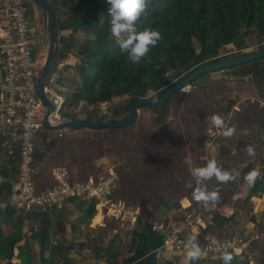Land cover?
<instances>
[{"label":"trees","instance_id":"1","mask_svg":"<svg viewBox=\"0 0 264 264\" xmlns=\"http://www.w3.org/2000/svg\"><path fill=\"white\" fill-rule=\"evenodd\" d=\"M47 1L54 10L57 36L52 68L66 60L71 50L75 51L74 63L72 66H67V69L73 68V72L69 71L62 79L64 87H67L66 79L72 82V87H67L71 91L68 102L69 112L64 113L63 118L79 119L74 110L84 104L85 107L91 108L85 118L92 121L94 118L91 114L97 112L101 104H110L113 99L125 98L127 103L132 99L146 98L150 93L155 95L191 69L217 60L221 48L237 42L241 33L252 31L260 40L259 48L264 47V0H149L145 13L137 21V27L140 30L151 27L158 30L163 38L139 64L129 62L111 36V17L108 15L109 5L106 0ZM27 6L32 8L31 2ZM79 23L85 24L86 36L82 43L73 49L68 38L73 36L72 24ZM149 60L151 63L148 62ZM157 64H160L159 70L155 68ZM231 70H236L232 75L238 78L253 77L254 81L260 84L259 89L262 85L264 90V59L228 69L229 72ZM165 72H170L171 75L165 78ZM195 81L191 84L192 86L195 85ZM173 96L161 104L148 108L156 110V124L160 125L164 122V117L169 111L168 103ZM123 106L120 107V114H124ZM117 115L118 112L114 113L112 118L116 119ZM136 115L137 113L135 119ZM97 120H105V114ZM241 120L253 124V119L249 116L241 117ZM259 128L264 132V120L259 124ZM118 129L115 127L83 128L76 132L86 130L95 133H111ZM49 132L43 130L41 144L43 148L35 149V163L45 157L46 150L56 151L55 153L58 154L62 149L59 139L56 137L48 139ZM180 138L174 133L159 129L157 134L147 141L139 140L135 144L122 146L120 154L124 155L131 164H135L131 167L127 166V174L119 183L118 194L122 201L134 203L137 197L143 196V189L158 175L164 174L175 178L174 175L184 170L183 156L179 154L182 144ZM92 147H96V144L90 145L89 141H83L82 154L87 155ZM14 165L16 167V164ZM254 166L262 167V171L260 177L251 185L247 199L264 195V159L256 161ZM254 166L250 164L242 172L246 174ZM185 179L188 180L187 177ZM148 190L153 194L151 200L154 201L155 196L157 202L160 198L158 192L152 188ZM188 194L181 195L180 199L189 197ZM144 196L148 197L145 194ZM75 199L70 198L68 202H73ZM80 201L82 202L76 206L81 213L80 220L89 225L90 220L96 215V200ZM0 204L3 205V208H0V262L2 264H33L35 256L33 244L37 245L40 264H69L68 254L73 249L72 244L67 243L64 246L62 241L59 245H54L55 241L50 242L51 238L60 236L64 231L60 222H53L54 214L59 215L58 213L63 214L66 211L64 206L61 209L54 207L45 211L23 214L14 209L9 202L0 201ZM172 206L173 202L167 197L161 198L158 206L154 205L155 212L159 215ZM160 212L163 213L160 214ZM27 220L37 225L35 227L32 225L28 231L24 232L23 225ZM214 220L218 227L228 221L226 217L219 214L214 215ZM3 226H11V230L4 233ZM131 243L135 245V238H131ZM85 246L80 243L81 249L88 248ZM61 247L63 250L58 252ZM92 251L97 255H103L107 264H114L112 258L116 256H111L112 245L93 248ZM129 251L131 254L133 247H130ZM61 252L63 258L60 262L57 256ZM221 256L188 262L189 264H223ZM233 256L231 264H248L249 262L245 254H233ZM133 262L134 260L128 256L123 258L120 264Z\"/></svg>","mask_w":264,"mask_h":264},{"label":"rangeland","instance_id":"2","mask_svg":"<svg viewBox=\"0 0 264 264\" xmlns=\"http://www.w3.org/2000/svg\"><path fill=\"white\" fill-rule=\"evenodd\" d=\"M33 8V5L32 8L27 6V20L29 23H32L33 27L38 28V31L43 36L42 42L36 48L39 55L37 56L39 66H41L47 48L45 22L42 14L38 19L31 17L30 10ZM72 28H74L73 36L68 38V42L75 49L82 43L83 38L86 36L85 24H72ZM239 38L237 42L221 48L219 58L259 49L261 44L260 40L255 37L252 31L244 34L241 33ZM71 51L67 55L66 60L59 66L52 68L51 73L53 75H58L63 79L69 71L73 72V68L67 69L68 65L72 66L75 59V51ZM234 71L236 70H231L230 72L224 70L203 75L195 81L194 86L191 85L189 91H181L175 94L168 103V114L164 117V122L160 125L155 123L156 110L141 108L137 110L136 119L131 125L111 133H95L85 130L81 132L69 131L68 133L72 135H63L61 138L58 135H51L49 137L50 139L56 137L60 140L59 145L62 149L58 154L55 153L56 151H53V154L49 155V164L45 162L41 167L39 166V172L43 177L42 181L44 184L40 186L42 188L52 186L51 170H49L53 168L51 166H66L70 169L73 180L83 181L89 176H96L102 172V168L106 169L107 164H113L117 165L116 170L119 174L120 183L121 179L127 174V166L131 167L135 165L131 164L124 155L120 154L122 152L120 151L123 148L122 146L135 144L139 140L147 141L151 137H154L159 129H163L167 133H174L176 136L181 137L182 144L179 149V154L183 156L182 162L185 164V167L183 166L184 170L180 174L174 175L175 178L165 176L164 174H161L162 176L158 175L152 180L150 185L148 184L143 189V196H136L137 200L134 203L130 201L127 204L139 207L144 213L152 214L156 211L154 205L158 206L161 198L167 197L174 202L173 205H176L181 195L189 193L188 198L192 203V207L188 209V212H192L193 210L197 212L198 202L194 200L192 192L196 187L202 188L204 182L197 184L195 179L190 175V168L206 165L201 158L207 140L210 139L212 146L206 150L208 151L207 160H217L222 168L226 167L227 171L236 177L234 181L229 182L230 187L228 189H230V192H220L221 200L227 201L229 193L232 192H237L240 198L233 203L232 221L230 225H226L228 227L224 229H218L229 231L223 234L220 232L221 234L219 233L212 239L235 237L246 240L252 238V241L246 248L247 253L242 254L250 255L249 257L253 256L256 261H264V215L259 214L260 208H264V202L255 201L257 203L255 213L254 204H250L249 199H247L249 187L252 184L244 180V176L247 173L244 174L242 172L250 164L254 166L256 161L264 159V132L259 128V124L264 120V90L262 89V85L259 89L260 84L255 82L253 77L238 78L232 75ZM66 85L67 87H72V82L66 79ZM67 87L65 88L69 90ZM153 95L150 93L147 97H152ZM63 98L64 104L62 105L61 116L67 113L64 111V108L66 111H69V94H63ZM125 100V98H116L110 104H107L106 112L104 113L105 119H108V117L112 118V115L116 112H118L116 119L121 118L123 114H120V107L124 105ZM90 109L85 107L84 104H81L75 110L76 112H80L78 118H81L82 115L86 117ZM215 114L224 118L227 127L235 126L236 132L231 138H225L222 129L209 124L208 118ZM91 115L94 120H97L102 113L98 109L97 112ZM244 116L251 117L253 124L243 122L241 117L243 118ZM42 134L41 132L37 138L39 144H42L43 141ZM83 141H89L90 145L96 144V147L88 150L87 155L82 154L81 144ZM249 145L254 147L256 152L255 156L247 155L246 149ZM35 168L37 169L36 163ZM253 169L259 170L260 173L262 171V167L259 166H254ZM186 177L188 180L185 179ZM146 183H149V181H146ZM189 183H192V189L186 186ZM148 188H152L158 192L160 198L157 202L155 201V196V203L151 200L153 194L150 193ZM190 189L192 190L191 193ZM144 194L148 195V197L144 196ZM115 197L121 199L118 190L115 193ZM258 198H262V195H259ZM81 202L80 199H75L73 201L75 208H73L67 206L68 201H66L64 205L66 211L63 214L58 213L59 215H57L56 213L53 216V222H60L64 231L60 236L51 238L50 242L55 241L54 245H59L62 241V245L64 246L67 243L72 244L73 249L68 254L69 264H107L103 255H97L92 251L93 248H104L107 245H112L111 256H116L112 258L114 264H120L123 258L131 256L129 254L131 247V229H127L126 226L109 221L108 219L101 221L100 218L95 223V221H92L94 217L90 220V226L81 222V213L76 207ZM12 206L14 207L13 204ZM165 207L166 203L164 204ZM201 208L203 213L207 209L202 203ZM14 209L16 208L14 207ZM23 214L30 213L23 212ZM160 214L162 213L160 212ZM92 223L95 225L91 226ZM32 225L35 227L37 224H34L32 221H25L23 231H28ZM10 227L3 226V232L7 233L11 230ZM238 230L246 231L240 232ZM247 232L248 234L245 236ZM80 243L85 244V247L88 246V248L81 249ZM33 247L35 250L33 264H40L37 255V245L33 244ZM62 250L63 247L58 252ZM164 256L158 258V264H166V262H170V264L184 263L182 258L173 257L174 255L172 253L164 254ZM62 258L63 253L61 252L57 256V260L60 261Z\"/></svg>","mask_w":264,"mask_h":264},{"label":"built area","instance_id":"3","mask_svg":"<svg viewBox=\"0 0 264 264\" xmlns=\"http://www.w3.org/2000/svg\"><path fill=\"white\" fill-rule=\"evenodd\" d=\"M29 3V0H0V134L6 139L8 159L16 164L14 192L17 198L14 207L30 213L54 207L61 209L70 198L83 201L94 199L96 213L102 221L108 219L127 229L147 225L160 236L164 250L187 257L184 243L190 237L188 234H192L191 222L186 219L170 225L116 198L119 186L117 165L107 164L102 172L83 181L73 180L66 166L54 167L50 172L52 186L42 188L35 184L34 154L39 133L44 130L42 119L45 112L36 93V77L40 69L36 48L43 36L27 20ZM190 89L191 85L182 91ZM43 92L54 106L49 123L57 125L63 119L60 114L64 104L63 94L68 93L71 97V91L64 87L58 75L50 71L43 80ZM106 105L104 103L99 106L102 114L106 112ZM64 111L68 112L65 108ZM54 131L61 138L71 129ZM211 146L208 139L201 158L205 163L208 162L206 150ZM197 241L204 252L202 258L206 259L220 257L225 249L234 255L247 253L246 248L252 238L244 240L228 237ZM249 256L248 264H264V261H256L253 256Z\"/></svg>","mask_w":264,"mask_h":264},{"label":"crops","instance_id":"4","mask_svg":"<svg viewBox=\"0 0 264 264\" xmlns=\"http://www.w3.org/2000/svg\"><path fill=\"white\" fill-rule=\"evenodd\" d=\"M30 14L33 19H38L40 18L41 15L35 10V8L30 10ZM30 25L32 28H35L33 27L32 23H30ZM74 113L77 115L80 114L79 112H76V110H74ZM81 118H85V115H82ZM51 135H57V132L50 131L48 134V139ZM65 135H72V134L66 133ZM6 147H7L6 139L0 134V201L9 202L11 205L12 204L14 205V202L17 198L14 192L16 167L14 163H12L8 159L6 155ZM36 148L37 149L43 148V145L41 146V144L38 143V139L36 142ZM44 154L45 157L41 161L36 162L37 169H36L35 184L38 187H42L44 185L42 181L43 177L39 172V166L41 167L43 164H45V162L49 164L48 162L49 155L53 153L51 150H46ZM51 167L54 168V166ZM55 167H59V166H55ZM223 169L227 170L226 167ZM229 185H230L229 182L226 184L219 183L217 182L215 177H213L212 179L205 181L204 186H202V188H206L208 191L217 190L219 191L220 194L221 191L230 192V189H228L230 187ZM238 195L239 194L237 192H232L229 193V198L227 201L221 200L220 198L218 202L215 203L210 202L208 205H205L207 209L205 210L204 213L201 208L202 202L198 203L197 212H195V210H193L192 212H188V209H191L192 207L191 205L192 203L188 197H183L182 199H179V201L176 202L177 203L176 205L174 204L172 207L166 210L165 213L162 212L163 213L162 215H159L158 212L152 214L157 219L163 220L164 222L170 225L179 224L187 219L189 222H191L192 225V234H188L189 236H196L197 239L199 240H210L214 236L218 235L220 232L223 234L229 231V230H218V229H222V228L224 229L230 225V222L232 221L231 215L233 213L232 211L233 203L237 199H240ZM258 197H252L249 199L250 204H254L255 213L257 209L256 207L257 203L255 201L264 202V195H262V198H258ZM1 205L2 204H0V206ZM66 205L75 208L73 202H68V204ZM0 208L2 209L3 206ZM215 214H219L220 216L226 217L228 221L221 224L218 227L216 225V221L214 220ZM259 214L264 215V208H260ZM100 218H101L100 215L96 213L92 221H95L96 219V222H98ZM94 225L95 224L92 223L91 226ZM238 231L245 232L246 230H238ZM130 234H131V238H135L136 240L135 245L131 243V247H133V252L131 253L130 257L134 260L132 264H158V258L163 257L164 254H169V253H172L174 255L173 257L182 258L184 262L183 264H189L188 262L189 260L186 259V257L164 250L162 248V242L160 236H158L155 232H153V230L149 226L137 225L133 229H131ZM246 234H248V232L245 233V236ZM13 262H18V261L13 260Z\"/></svg>","mask_w":264,"mask_h":264},{"label":"clouds","instance_id":"5","mask_svg":"<svg viewBox=\"0 0 264 264\" xmlns=\"http://www.w3.org/2000/svg\"><path fill=\"white\" fill-rule=\"evenodd\" d=\"M106 2L109 5L108 15L111 17V36L119 46L120 52L126 55L127 60L132 64H139L148 57L151 49L156 47L163 38L158 30L151 27H144L142 30L137 27V21L145 13L149 0H106ZM148 62L151 63L150 60ZM159 67L160 64H157L156 70H159ZM170 75V72L164 73L165 78ZM208 121L211 126L222 129L225 138H231L236 132L235 126L227 127L224 118L218 114L212 115ZM246 152L249 156L256 155L255 149L251 145L247 147ZM190 175L197 184H202L213 177L217 182L225 184L236 179L229 171L224 170L215 159L209 160L205 166L190 168ZM259 177V170L252 169L244 176V180L249 184H254ZM186 186L192 187L190 183ZM192 196L196 202H202L204 205L218 202L220 199L219 191H208L201 187H196ZM184 247L187 249L186 256L189 261H198L204 255L196 236L188 237ZM221 259L223 264H231L234 256L225 249Z\"/></svg>","mask_w":264,"mask_h":264},{"label":"water","instance_id":"6","mask_svg":"<svg viewBox=\"0 0 264 264\" xmlns=\"http://www.w3.org/2000/svg\"><path fill=\"white\" fill-rule=\"evenodd\" d=\"M33 7L39 14H42L45 22L47 48L45 52V58L40 66L38 75L36 77V93L37 96L45 109L44 116L42 119V127L46 131H54L62 128H69L71 130H80L83 128L87 129H107L110 127L123 128L127 124L135 121V114L140 108H150L158 104H161L171 96L181 92L185 87L191 85L199 77L228 70L230 68L247 64L249 62L264 58V47L254 51L240 53L229 57L218 58L217 60L206 62L198 67H195L188 71L186 74L179 77L165 89L156 93L152 97L132 99L124 104L122 107L123 115L121 118L114 119L108 118L105 120H87L85 118L71 119L63 118L57 125H51L49 123V116L54 111L49 97L43 92V80L50 73L52 68V62L56 50V24L55 14L52 6L47 0H29Z\"/></svg>","mask_w":264,"mask_h":264}]
</instances>
